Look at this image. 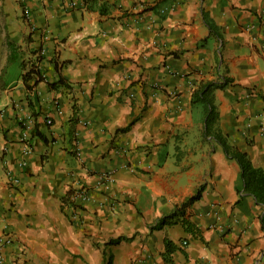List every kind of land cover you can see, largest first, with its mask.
I'll return each mask as SVG.
<instances>
[{
  "label": "crops",
  "instance_id": "1",
  "mask_svg": "<svg viewBox=\"0 0 264 264\" xmlns=\"http://www.w3.org/2000/svg\"><path fill=\"white\" fill-rule=\"evenodd\" d=\"M89 1L0 0L3 264H264L263 207L191 105L200 82L230 79L219 127L264 171V0ZM79 185L88 199L65 204Z\"/></svg>",
  "mask_w": 264,
  "mask_h": 264
},
{
  "label": "trees",
  "instance_id": "2",
  "mask_svg": "<svg viewBox=\"0 0 264 264\" xmlns=\"http://www.w3.org/2000/svg\"><path fill=\"white\" fill-rule=\"evenodd\" d=\"M91 3L89 0H84V3ZM88 3V4H89ZM155 7H151L149 9H154ZM204 20L210 30L212 36L222 40V35L210 21L207 16H204ZM41 50L33 51L32 57L21 63V68L25 71L22 74V81L24 87L31 91L33 87H35L39 82L43 80L42 72L40 69V63L42 61V56L40 55ZM15 58H10L7 64H11ZM218 64H223L221 59V53L219 52V60ZM57 65L55 64V67ZM3 71L2 74L3 75ZM1 83V76H0ZM57 83H61L59 80ZM231 80L222 77L218 81H203L200 82L194 89L191 95V105L201 107L203 113V131L202 138L203 139H212L215 141L224 152L225 156L234 160L239 168H240V176L243 183V190L245 193L252 196L255 200L256 204L263 207V213L260 219L262 230L264 231V171L260 168H255L251 161L248 158V155L238 149L235 145H232L227 135H225L220 127H219V113L218 108L215 104V96L214 93L216 90H224L229 84ZM55 83H49L48 86L50 88L55 87ZM73 123H77V118L72 117ZM131 126V125H130ZM129 126V127H130ZM38 136L39 133L37 134ZM42 139H44L41 136ZM45 141V140H44ZM75 192V190H71L68 192L66 198L64 199L65 204H71L75 206L73 203L69 202V197ZM202 188H199L197 192L188 198L180 207V209H184L185 207L193 204L195 201L199 200L201 197ZM183 225L186 227L187 231L195 234L194 226L188 221H183ZM167 253H171L174 251V246L171 243L166 244ZM107 264H111V260H107Z\"/></svg>",
  "mask_w": 264,
  "mask_h": 264
},
{
  "label": "built area",
  "instance_id": "3",
  "mask_svg": "<svg viewBox=\"0 0 264 264\" xmlns=\"http://www.w3.org/2000/svg\"><path fill=\"white\" fill-rule=\"evenodd\" d=\"M24 13H25V17L27 18V20L29 21V13L28 10L24 9ZM264 48V47H262ZM43 52H40V55H42ZM57 111L59 114H61V110L56 107ZM46 124L50 125L52 124L51 119L47 118L46 119ZM21 142L24 145L23 147V155H28L31 153V145H30V132L27 129H24V131L21 133ZM79 154V153H78ZM23 160V159H22ZM21 165L24 166L25 165V161H21ZM107 176V175H106ZM10 183H14L15 180L13 179V177H10L9 179ZM88 199V193L87 190L85 188L84 185H79L77 189H75V192L69 197V202L73 203V204H78L79 202H84ZM79 212V211H78ZM76 211V213H78ZM14 241L13 236L12 235H3V237L0 239V246H4V245H9L12 244ZM183 245H186V242L182 243ZM0 264H3V258L2 255L0 253Z\"/></svg>",
  "mask_w": 264,
  "mask_h": 264
},
{
  "label": "rangeland",
  "instance_id": "4",
  "mask_svg": "<svg viewBox=\"0 0 264 264\" xmlns=\"http://www.w3.org/2000/svg\"><path fill=\"white\" fill-rule=\"evenodd\" d=\"M23 14L25 15V13L23 12ZM27 20V18H25Z\"/></svg>",
  "mask_w": 264,
  "mask_h": 264
}]
</instances>
